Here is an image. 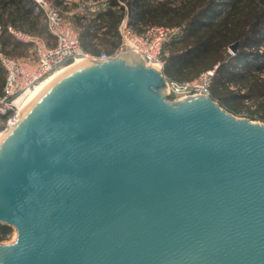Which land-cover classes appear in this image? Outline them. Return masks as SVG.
I'll list each match as a JSON object with an SVG mask.
<instances>
[{
  "label": "water",
  "instance_id": "water-1",
  "mask_svg": "<svg viewBox=\"0 0 264 264\" xmlns=\"http://www.w3.org/2000/svg\"><path fill=\"white\" fill-rule=\"evenodd\" d=\"M166 90L131 50L26 103L0 136V264H264V124Z\"/></svg>",
  "mask_w": 264,
  "mask_h": 264
},
{
  "label": "trees",
  "instance_id": "trees-1",
  "mask_svg": "<svg viewBox=\"0 0 264 264\" xmlns=\"http://www.w3.org/2000/svg\"><path fill=\"white\" fill-rule=\"evenodd\" d=\"M47 1L59 12L98 9L72 17L80 50L95 56L118 48L123 19L135 33L151 27L177 29L163 45L166 79L181 83L216 67L210 97L233 115L244 113L264 122V0H106L104 5L99 0ZM38 9L34 0H0V53L26 57L31 47L17 41L9 28L54 46ZM234 44L231 54L228 48ZM4 80L0 65V96ZM10 232L11 227L0 224V242Z\"/></svg>",
  "mask_w": 264,
  "mask_h": 264
},
{
  "label": "built area",
  "instance_id": "built-area-1",
  "mask_svg": "<svg viewBox=\"0 0 264 264\" xmlns=\"http://www.w3.org/2000/svg\"><path fill=\"white\" fill-rule=\"evenodd\" d=\"M106 0H99L104 5ZM41 11L48 33L54 39V46L46 47L42 40L30 37L11 28L8 32L22 43L36 46L37 65L31 70L20 59L0 53V65L5 73L3 94L0 96V136L18 120L20 110L29 101L35 88L46 78L86 59L101 61L122 53L134 51L140 54L145 66L163 69V45L177 29L151 27L135 33L123 19L118 26L120 44L110 55L97 56L79 49L78 37L62 26V16L47 0H34ZM215 68L200 73L192 80L181 83L167 79V99L178 101L188 97L210 96L209 88Z\"/></svg>",
  "mask_w": 264,
  "mask_h": 264
},
{
  "label": "rangeland",
  "instance_id": "rangeland-1",
  "mask_svg": "<svg viewBox=\"0 0 264 264\" xmlns=\"http://www.w3.org/2000/svg\"><path fill=\"white\" fill-rule=\"evenodd\" d=\"M77 1V0H74ZM94 4V2L90 1L89 4ZM90 11L91 13L95 12V9H67L62 11V26L63 28L68 29L70 32H72L76 37H78V29L76 28L72 16L75 14H82L84 11ZM98 10V9H97ZM96 10V11H97ZM176 35V34H175ZM173 35V36H175ZM171 36L170 38H172ZM43 43L46 47H49V42H46V40H43ZM80 49V48H79ZM228 52L233 54L232 50L228 48ZM20 59V62L22 64H25L28 69H32L37 65V54H36V46H33L31 44V47L27 50V56L26 57H14ZM46 80V79H45ZM170 100V99H169ZM233 115V114H232ZM237 118H246L256 123L264 124V122L250 119L248 118L244 113H240L237 115H234ZM16 232L13 228H11V232L6 236V238L0 242V244H10L15 240Z\"/></svg>",
  "mask_w": 264,
  "mask_h": 264
},
{
  "label": "bare ground",
  "instance_id": "bare-ground-1",
  "mask_svg": "<svg viewBox=\"0 0 264 264\" xmlns=\"http://www.w3.org/2000/svg\"><path fill=\"white\" fill-rule=\"evenodd\" d=\"M81 62V61H79ZM77 62V63H79ZM75 63V64H77ZM74 64V65H75ZM67 69V68H66ZM66 69H63L53 75H51L50 77L46 78V80H43L36 88L35 90L32 92V94L29 97V101L32 100L50 81H52L54 78H56L58 75H60L61 73H63V71H65Z\"/></svg>",
  "mask_w": 264,
  "mask_h": 264
},
{
  "label": "crops",
  "instance_id": "crops-1",
  "mask_svg": "<svg viewBox=\"0 0 264 264\" xmlns=\"http://www.w3.org/2000/svg\"><path fill=\"white\" fill-rule=\"evenodd\" d=\"M69 1H74V0H69ZM67 10V9H66ZM97 9H95V11H96ZM61 13H62V11H60ZM80 15H82V14H80ZM73 17V16H72ZM42 22L45 24V22H44V19H43V17H42ZM29 36V35H28ZM30 37H33V36H30ZM34 38H38V39H40V40H42L43 41V39H41V38H39V37H34ZM54 42V41H53ZM50 47V46H49ZM52 47V46H51Z\"/></svg>",
  "mask_w": 264,
  "mask_h": 264
}]
</instances>
